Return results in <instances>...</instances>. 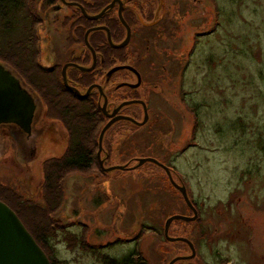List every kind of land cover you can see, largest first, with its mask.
Wrapping results in <instances>:
<instances>
[{
	"label": "rangeland",
	"instance_id": "1",
	"mask_svg": "<svg viewBox=\"0 0 264 264\" xmlns=\"http://www.w3.org/2000/svg\"><path fill=\"white\" fill-rule=\"evenodd\" d=\"M167 7L158 34L133 40L125 55L144 74L148 123L118 119L103 138L104 166L127 169L96 163L66 176L62 192L47 193L45 165L63 157L71 139L59 110L68 102L52 75L29 74L47 95L35 120L41 136L24 143L12 128L0 129V199L47 241L57 264H105L106 256L134 253L146 264H169L192 254L164 231L171 216L195 212L163 167L138 165L146 157L171 169L199 213L170 225L171 236L189 238L196 250L174 264H264V0H167ZM14 62L6 64L25 75L24 62ZM139 91L126 88L123 98ZM125 112L144 117L135 105ZM93 125L99 134L105 120Z\"/></svg>",
	"mask_w": 264,
	"mask_h": 264
},
{
	"label": "flooded vegetation",
	"instance_id": "2",
	"mask_svg": "<svg viewBox=\"0 0 264 264\" xmlns=\"http://www.w3.org/2000/svg\"><path fill=\"white\" fill-rule=\"evenodd\" d=\"M25 8L27 12L23 37L26 52L25 75L21 73V77H17L24 88L32 93V96L34 95L33 98L38 100L36 113L30 132L14 124L2 125L0 129L4 126L12 128L17 138H23L24 143L30 140L34 142L38 136H41L42 129H35V120L38 118V112L42 110L39 99L45 100L47 95L37 91L36 80L34 78L32 80L29 76L32 71L52 75L57 89L55 91L58 96L62 94L67 99L66 106L70 109H74L71 107H74L73 104L77 99L94 102L98 111L97 118L99 117L100 121L105 120L106 124L112 118L108 114H112L124 101L140 100V102L124 105L114 116H130L138 123L125 120L132 122L135 126H144L148 123L150 103L139 91L146 82L144 74L136 64L125 61V55L126 52L129 54L128 49L133 40H136L135 43L139 45L144 39L150 40L152 34H158L157 26L168 14L167 0H26ZM126 24L131 28L130 41L127 45L116 47L127 37ZM109 34L113 44L110 43ZM109 48L118 50L116 58L118 62L110 66H108L109 58L114 55H109ZM94 64L93 69L87 70ZM125 64L133 66L138 71L140 81L138 74L128 68H122L110 74L111 69ZM125 70L135 74L136 79H125L123 74ZM37 73L35 77L39 78ZM118 73H121L120 76H117ZM115 78H118L116 82ZM95 84H99L100 87L93 86ZM110 84L113 85L111 88H109ZM126 88L139 92L132 93L134 94L132 98L124 99L123 91ZM113 97L118 99L117 104L113 102ZM105 102H107V112L104 110ZM142 102L146 104V108ZM134 105L143 109V119L139 120L125 112L127 107ZM146 114L147 121L143 124L139 123L145 120ZM114 123L107 129L105 135ZM104 149L105 146L101 151V156L104 153L105 158L103 162L108 156Z\"/></svg>",
	"mask_w": 264,
	"mask_h": 264
},
{
	"label": "water",
	"instance_id": "3",
	"mask_svg": "<svg viewBox=\"0 0 264 264\" xmlns=\"http://www.w3.org/2000/svg\"><path fill=\"white\" fill-rule=\"evenodd\" d=\"M121 18L123 20L122 15ZM126 26L128 28L127 37L123 43H121L120 45H116V47L127 45L130 41L131 28L128 26V24H126ZM109 39L110 43L113 44L110 34ZM94 67L95 64L94 66H92V68H88L87 70H91ZM122 68H128L135 71L138 74V78L140 81V74L131 65L125 64L118 67H114L110 70V74ZM93 86L100 87L99 84H95ZM130 86L134 85L130 84ZM134 102H140V100L124 101L118 108L114 110L112 114H108L112 118L105 124V126L100 132L98 159L100 165L104 167L106 171L114 170L116 168L127 169L126 166L121 165L106 168L104 166L103 159L101 158V151L103 149V138L105 132L116 120L128 119L138 123V121H136L134 118L127 115L114 116L120 110L121 107ZM142 103L146 108V104L144 102ZM106 105L107 102H105L104 105L105 111ZM36 107L37 105L35 99L30 94V92L23 87L20 79L7 65L0 62V127L2 125L14 124L24 129L25 131L30 132L35 116ZM147 118L148 115L146 114L145 120L139 123H145L147 121ZM138 161V165H142L147 161H152L163 167L170 176L175 187H177L181 191L188 205L194 210L195 213L193 216H186L180 214H175L171 216L166 221L164 231L165 237L169 241H183L188 243L192 248V254L190 256H182L175 258L171 260L169 264H174L179 260L193 259L196 256V250L194 248L193 242L187 237H174L169 234L170 225L174 220L189 221L195 220L198 216L197 210L194 208V205L192 204L190 197L188 196L186 187L179 185L174 180L170 168L158 159L154 157H146L139 158ZM0 264H52L45 250L36 241L32 233L28 230L20 216L17 214V212L10 205H8L2 200H0ZM187 264L197 263L190 262Z\"/></svg>",
	"mask_w": 264,
	"mask_h": 264
},
{
	"label": "trees",
	"instance_id": "4",
	"mask_svg": "<svg viewBox=\"0 0 264 264\" xmlns=\"http://www.w3.org/2000/svg\"><path fill=\"white\" fill-rule=\"evenodd\" d=\"M25 4L26 0H0V55L3 56L0 62L5 65H7L6 62L10 61H15L14 63L19 64L25 62L26 60V52L23 43L24 38L20 34L22 31L23 35L25 33L27 13ZM117 52V49L112 48H109L108 51L109 55L114 56L117 55ZM114 56L109 58V62L111 59L114 61ZM66 105L67 104L62 105L61 103V106L59 105V110L61 111L60 113L63 114V120L66 122V126L70 132V143L63 157L50 160L45 165L44 185L48 188L46 189L47 193H52V195L53 191L57 189H59V193L62 192V186L64 183H61V181H63L66 176L74 173L75 171L90 170L94 167V165H96V163H99L95 147L97 145L99 146L98 141L100 132L97 134L98 129H96V126L93 125V122L98 121L99 119V117H96L98 116L96 104L94 102L81 101L77 99L76 103L73 104L74 107H71L74 109H70ZM83 116L86 122H90V124L84 123ZM46 197L50 200L51 194ZM7 204L10 205L9 203ZM10 206L22 219L20 212L12 205ZM22 221L24 222L23 219ZM24 224L32 233L39 245L45 250L52 264H57V261L53 259L46 249L47 241H45L43 237L35 234V232H33L25 222ZM68 239H72L73 241V238L70 236ZM74 239L75 240L72 243L76 244L75 241L77 238ZM84 241L86 242V240ZM135 255V253L130 254L122 259L110 258L106 256L104 258V262L105 264H146V261L143 258H137Z\"/></svg>",
	"mask_w": 264,
	"mask_h": 264
}]
</instances>
